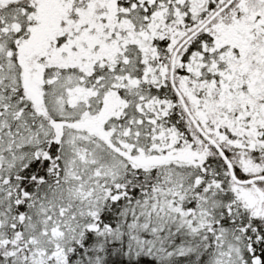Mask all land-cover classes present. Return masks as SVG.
I'll list each match as a JSON object with an SVG mask.
<instances>
[{
	"label": "snow or ice",
	"instance_id": "6c2138e0",
	"mask_svg": "<svg viewBox=\"0 0 264 264\" xmlns=\"http://www.w3.org/2000/svg\"><path fill=\"white\" fill-rule=\"evenodd\" d=\"M0 264H264V0H0Z\"/></svg>",
	"mask_w": 264,
	"mask_h": 264
}]
</instances>
